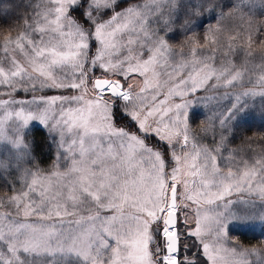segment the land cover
<instances>
[{
  "label": "snow or ice",
  "instance_id": "obj_1",
  "mask_svg": "<svg viewBox=\"0 0 264 264\" xmlns=\"http://www.w3.org/2000/svg\"><path fill=\"white\" fill-rule=\"evenodd\" d=\"M182 7L42 0L0 45V143L29 156L24 136L38 122L57 149L52 170H25L31 179L0 198V264H248L260 255L230 233L235 224L264 228V154L251 165L241 156V171L229 145L253 110L248 98H264V56L253 51L264 25L249 21L227 43L209 29L201 45L185 19V52L171 43ZM216 8L247 19L240 0H195L188 13ZM207 111L197 136L192 124ZM9 167L0 161V172Z\"/></svg>",
  "mask_w": 264,
  "mask_h": 264
},
{
  "label": "rangeland",
  "instance_id": "obj_2",
  "mask_svg": "<svg viewBox=\"0 0 264 264\" xmlns=\"http://www.w3.org/2000/svg\"><path fill=\"white\" fill-rule=\"evenodd\" d=\"M29 2L32 4V7H27ZM44 3L47 0H43ZM195 0H183L184 7H182L179 11L177 16V25L176 31L179 33L176 39L171 42L174 48H180L183 46V50L188 52L189 49L193 46L190 41H186L185 31L181 30V25L185 22V19L191 21L187 28V36L191 37L193 33L195 34V38L199 41L201 45H203L210 35L209 29H218L217 27L221 24L228 22L230 19L235 18L239 15L234 14V10H224V17L221 18L219 12L221 11L220 8H216L213 12H208L202 10L200 15H190L188 13V8L193 5ZM235 0H213V3H225L228 7H231ZM42 3V0H0V18L4 17L5 14L13 15L15 14L19 21L16 23V27L12 29H7L6 31L0 32V45H3L4 41L11 38H15L18 33L24 30V19H30L32 16L35 15V11H42L41 9H37L36 5ZM241 7L244 11H261V6L258 0H240ZM19 9V10H18ZM20 11V12H19ZM6 12V13H5ZM216 33L214 34V39H216ZM229 39H227L226 35L224 36L223 43H227ZM259 52H254L258 56H264V42L257 45ZM256 48V49H257ZM239 53L232 58L238 59ZM258 74V73H257ZM137 91H139L140 87H143V80L139 76H134L132 79L128 81ZM251 86V85H249ZM46 96L57 95L59 93L55 91H44L42 93ZM23 93H17V97H23ZM248 102L253 106V110L249 112V114L245 117V120H255L261 117L260 112V105L264 103V98L255 97V98H248ZM229 103L228 100L220 101L221 105H227ZM206 115H211L210 111L202 112L199 114L198 118L192 124L193 133L197 136H202L203 133L200 132V129L205 126L206 124ZM3 116V111L0 110V118ZM7 123H11L8 121ZM36 129L43 132V135L47 136V132L38 122H32L30 124V129L26 132L24 136L25 143L31 144V146L35 143L34 138L32 137L33 131H37ZM7 135L15 139L16 133L9 128ZM45 136V137H46ZM218 138V137H217ZM203 143L211 145V133L207 138H205ZM52 143L51 140L48 139V144ZM233 149H237V164L239 169L243 170V163L240 162V157L242 156L245 161L249 165L255 162V159L260 158L261 155H255L250 150H246L243 147H237L230 143L229 145ZM47 147V146H46ZM32 150V149H31ZM57 154V149L55 144L52 146V156L48 163L42 166H38L40 170L47 174L50 170L53 169V166L57 163V161L53 158ZM18 156L20 157L18 159ZM31 155H27L23 148L15 149L7 142L0 143V161L7 162L10 167L7 172H0V198H8L12 195H15L16 192L12 189L19 190L21 186L31 178L25 175V170L35 171L36 167L33 165L34 162L31 163ZM69 164L68 161L61 160L59 161V167L63 171L65 170V165ZM7 181V183L5 182ZM12 186V189L9 188L8 185ZM234 231L230 233V237L234 242L241 243L245 248H256L260 250V255L250 254L247 256L248 264H262L261 257H264V228H261L259 224H249V225H240L235 224L233 225ZM244 234L245 237L251 238L252 243L250 245H246L240 240V236ZM190 241H188L190 245Z\"/></svg>",
  "mask_w": 264,
  "mask_h": 264
},
{
  "label": "trees",
  "instance_id": "obj_3",
  "mask_svg": "<svg viewBox=\"0 0 264 264\" xmlns=\"http://www.w3.org/2000/svg\"><path fill=\"white\" fill-rule=\"evenodd\" d=\"M19 10V9H18ZM20 12V11H19ZM6 13V12H5ZM251 13V15H248ZM244 14L247 16V19L242 21L240 17H235L230 19L228 22H225L218 26L219 31L216 33V39H218L221 43H223L224 36L226 35L227 39L234 34L241 32L242 28L248 27V22L253 21L252 27H256L258 25H264V9H261L260 12L257 11H244ZM18 18L15 14L7 15L0 18V32L6 31L7 29H12L16 27ZM243 39V33H241V40ZM242 43V41H238V44ZM258 45V44H257ZM257 45L253 46L254 52H259ZM257 48V49H256ZM264 52V51H263ZM259 90V89H257ZM37 131H33L32 137L35 140V143L32 145L31 150V163L34 162V166H42L48 163L52 156V149L50 151L48 147V139H46V135H43V132L36 129ZM246 139L251 140V145L249 147L248 144L245 143ZM232 145L237 147H243L246 150H250L255 155L264 154V116H261L253 121L245 120L242 124L241 128L237 130L235 134V138L231 139L230 142ZM36 144L43 145L42 150L36 151ZM47 146V147H46ZM240 240L246 245H250L252 243L251 238H247L242 234L240 236ZM193 241H190V245Z\"/></svg>",
  "mask_w": 264,
  "mask_h": 264
}]
</instances>
